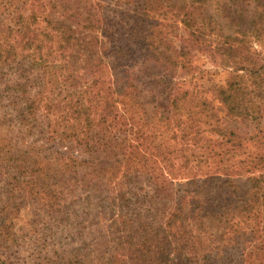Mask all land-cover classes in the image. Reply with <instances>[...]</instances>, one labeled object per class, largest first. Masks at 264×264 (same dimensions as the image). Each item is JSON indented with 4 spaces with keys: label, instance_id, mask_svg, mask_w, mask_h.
<instances>
[{
    "label": "trees",
    "instance_id": "16d2710c",
    "mask_svg": "<svg viewBox=\"0 0 264 264\" xmlns=\"http://www.w3.org/2000/svg\"><path fill=\"white\" fill-rule=\"evenodd\" d=\"M34 1L27 15L17 12L15 27L9 31L17 38V58L28 59L40 81L37 95L18 110V120L35 128L42 109L46 127L41 134L46 141L58 139L98 157L131 149L128 142L140 135L135 123L147 116L149 120L159 115L168 126L175 114L189 118L183 103L187 93L180 92L185 83L178 80L197 56L236 74L243 72L255 83L264 76V57L253 49L255 42L264 44V0H42L38 6ZM6 48L15 50L12 45L0 46V69L5 66ZM27 83L15 86V100L22 98ZM238 84L220 92L222 106H216L217 111L209 113L210 108L202 113L217 118L218 111L226 109L221 119L248 120L251 131L243 137L238 128L224 127L219 118L206 129L219 136L218 146L227 148L209 155L216 171L204 179H191V189L173 199V208L149 201L161 214L159 240L151 257H145L151 249L141 254L132 251L130 247L139 245L133 242L138 231L129 232L125 242L133 264H170L171 260L172 264H264V141L262 152L248 155V160L229 155L237 147L235 139L259 143L261 137L255 133L260 131L258 115L263 110L252 99L240 103L230 93ZM155 86L163 88L162 99ZM176 124L182 126V117ZM196 127L189 125L194 138L205 132ZM71 160L93 166L94 178L107 177L108 182L116 175V166L124 163L122 159L115 161L116 166ZM132 160L125 159L123 177L130 172L142 175L130 169ZM242 164L254 167L238 169ZM162 178L155 185L159 194L172 185ZM193 230L198 238L189 236Z\"/></svg>",
    "mask_w": 264,
    "mask_h": 264
},
{
    "label": "rangeland",
    "instance_id": "374dc122",
    "mask_svg": "<svg viewBox=\"0 0 264 264\" xmlns=\"http://www.w3.org/2000/svg\"><path fill=\"white\" fill-rule=\"evenodd\" d=\"M33 1L0 0V46L15 47V50L6 48L2 59L5 66L0 69V264H133L125 242L131 231H138V238L133 242L139 245L130 249L137 254L151 249L145 256L151 257L159 240L161 214L149 201L160 202L157 207L167 203L169 209L173 208V199L191 189V179H204L207 173L216 171L217 164L209 155L227 149L218 146L219 136L206 129H211L219 118L224 127L238 128L243 137L251 131L248 120L235 116L221 119L226 109L219 110L217 118H207L202 113L210 108L209 113L217 111L216 106H222L220 92L234 83L241 85L233 86L230 93L236 94L240 103L252 99L263 112L258 115L262 123L260 131L255 133L261 137L259 143L235 139L237 147L229 155L248 160V155L262 152L264 76L255 83L253 77L243 72L236 74L229 68L213 65L206 56H197L191 60L189 72L181 77L178 74V81L185 83L180 92L181 95L187 93L183 103L189 113V118L181 116L182 126L176 124L181 119L179 114H173L172 126L164 123L159 115L149 120L147 116L135 123L140 135L132 136L128 142L131 149H116L117 154L108 151L98 157L58 139L46 141L41 134L46 127L42 122V109L35 128L18 120V110L24 108V101L37 95L40 81L29 67L30 61L17 58V38L14 31H9L15 27L17 12L24 11L27 15ZM40 4L42 0L35 2L37 6ZM253 49L264 57L263 43L255 42ZM9 55L11 58L6 62ZM19 68L21 70L17 71ZM237 75L240 77L236 78ZM27 81L29 87L25 93L21 91L19 101L15 100V86L28 84ZM153 88L162 99L163 88ZM53 98L57 99V94ZM190 124L205 130L201 137H193L195 133H191ZM183 126L187 128L184 132ZM132 146H138L137 150ZM127 156L133 159L130 169H138L142 175L137 177L135 172H130L123 177ZM72 158L107 161L115 166L118 159L124 163L116 166V175L108 182L107 177L94 178L93 166L71 163ZM243 167L242 164L238 169L254 166ZM162 175L172 185L169 191L159 194L155 185L162 181ZM189 236L198 238V233L193 230ZM174 256L172 254L171 259Z\"/></svg>",
    "mask_w": 264,
    "mask_h": 264
}]
</instances>
